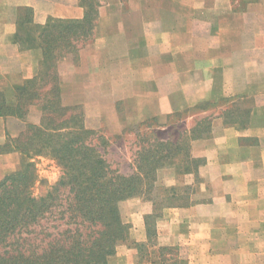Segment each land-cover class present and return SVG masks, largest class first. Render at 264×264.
<instances>
[{
    "label": "crops",
    "instance_id": "0c3cea01",
    "mask_svg": "<svg viewBox=\"0 0 264 264\" xmlns=\"http://www.w3.org/2000/svg\"><path fill=\"white\" fill-rule=\"evenodd\" d=\"M169 1L165 14V0H100L92 39L77 45L78 65L94 63L121 39L130 77L140 75L141 86L156 88L151 95L160 116L196 103L219 104L214 113L199 114L210 134L190 143V156L200 160L196 169H164L172 174L166 181L171 203L156 219V246L178 252L170 264H264V0ZM84 12L79 0H0V95L6 102L38 70L37 27L48 19L81 21ZM26 21L30 41L19 44L18 25ZM65 85L60 79L62 96ZM33 114L35 106L24 119L0 117V146L26 118L35 125ZM13 157L0 154V180L16 169ZM146 215L145 208L129 214L128 238L107 264L168 263L138 257L136 245L147 242Z\"/></svg>",
    "mask_w": 264,
    "mask_h": 264
},
{
    "label": "trees",
    "instance_id": "16d2710c",
    "mask_svg": "<svg viewBox=\"0 0 264 264\" xmlns=\"http://www.w3.org/2000/svg\"><path fill=\"white\" fill-rule=\"evenodd\" d=\"M79 2L85 9L81 21L48 19L37 27L42 60L35 76L14 88L13 102L0 95V117L24 119L36 105L41 111L37 125L25 124L0 151L17 152L25 158L16 171L0 180V264H107L128 238L129 227L121 219L119 204L153 190L159 169L174 166L186 174L200 163L190 156L189 142L180 137L175 142L154 140L147 146L142 138L133 161L134 173L122 175L91 145L94 132L84 126L82 115L64 114L67 108L60 105L54 50L59 49L60 57L68 48L74 51L71 42L91 37L98 16L99 0ZM26 23L18 25L15 40L19 44L30 41L24 37ZM45 85L50 88L42 94ZM209 134V121H204L189 130V140ZM31 156L53 159L62 170L56 185L41 197L30 192L37 181L34 165L27 161ZM151 218L144 216L147 242L136 245L139 251L156 240ZM49 220L56 224L48 225ZM166 249L159 247L160 252ZM160 261L166 260L162 257Z\"/></svg>",
    "mask_w": 264,
    "mask_h": 264
},
{
    "label": "rangeland",
    "instance_id": "374dc122",
    "mask_svg": "<svg viewBox=\"0 0 264 264\" xmlns=\"http://www.w3.org/2000/svg\"><path fill=\"white\" fill-rule=\"evenodd\" d=\"M168 1L165 0L163 5V10L168 9L164 11L165 14L172 9L170 5H167L170 4ZM95 24L96 21L94 26ZM91 39L92 36L88 39L79 38L77 41H72L71 44H74L75 47L74 51L70 48L66 49L67 52L63 54V57L59 56L58 48L54 50V62L57 66L59 79L60 105L67 108L64 114L82 115L84 126L94 132L90 140L91 145L97 148L98 153L109 167L122 175L134 173L133 161L135 153L142 145V142H140L142 138L146 139L143 144L146 146L154 140L175 142L178 137L185 143L189 142L190 146L192 141L189 140V130L196 124L208 121L204 117L200 118L199 114H204L207 109L212 110L214 113L219 104L217 102L196 103L183 112L172 111L173 113L160 116L158 114L159 104L151 95V91H156V88L149 85L141 86L140 75L130 77L132 72H128L126 69L129 63L124 53L126 48L123 40H114V46L116 44V47L113 46V50L109 51L107 55L97 57L94 63L88 61L83 66L78 65L76 59L77 45L82 44L84 46ZM67 57H69V60L61 65L62 60ZM74 67H79V70H73ZM62 78L67 82L64 87V96H62L60 89V79ZM4 88L8 89L7 87ZM49 88L50 85H45L40 92L43 94ZM144 95L145 97H142ZM42 97L44 96L40 95V99ZM83 99L85 101H80ZM35 107L37 114H33L29 120L37 121L35 124L37 125L41 111L39 105ZM24 122L20 132L24 130L25 124H32L28 121V118ZM16 136L10 137L6 141H11ZM3 145L0 146V151H3ZM11 153L15 157L9 163L14 164L17 169L20 163L25 161V158L17 152ZM0 154L6 153L2 152ZM27 161L34 165L37 176V181L30 192L34 197L46 195L62 176L60 166L55 160L48 157L31 156ZM164 169L178 172V169L174 166L159 169L158 171H163H160L159 175L158 171L156 172L153 190L144 192L142 196L126 199L119 204L120 216L124 223L129 214L135 213L139 209L144 210V208L147 214L152 216L150 224L153 221L155 223L156 219L160 218L161 211L171 203L170 200L166 199L168 191H170L166 188V181L170 180L172 174L164 172ZM12 172H8L6 175ZM141 201L144 205L141 204ZM52 224L56 223L49 220L48 225ZM156 245L155 240L152 244H146L145 247L140 248V251L136 248L138 257L144 261L148 259L155 262L162 260L163 257L168 261L167 264L173 263L178 258V252L174 248H167V251L160 252ZM185 254V250L180 253L182 257Z\"/></svg>",
    "mask_w": 264,
    "mask_h": 264
}]
</instances>
